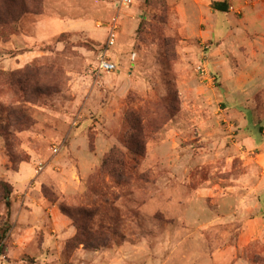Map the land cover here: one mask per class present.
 <instances>
[{
  "label": "rangeland",
  "instance_id": "1",
  "mask_svg": "<svg viewBox=\"0 0 264 264\" xmlns=\"http://www.w3.org/2000/svg\"><path fill=\"white\" fill-rule=\"evenodd\" d=\"M226 1L43 0L0 26V264H264V0Z\"/></svg>",
  "mask_w": 264,
  "mask_h": 264
},
{
  "label": "trees",
  "instance_id": "2",
  "mask_svg": "<svg viewBox=\"0 0 264 264\" xmlns=\"http://www.w3.org/2000/svg\"><path fill=\"white\" fill-rule=\"evenodd\" d=\"M43 0H0V26L13 30L14 26L20 21L21 17L32 10H39ZM212 8L220 12H228L229 4L227 1H213ZM103 165H107L113 174L125 173V156L120 151H112ZM10 186L0 181V192L9 206Z\"/></svg>",
  "mask_w": 264,
  "mask_h": 264
},
{
  "label": "built area",
  "instance_id": "3",
  "mask_svg": "<svg viewBox=\"0 0 264 264\" xmlns=\"http://www.w3.org/2000/svg\"><path fill=\"white\" fill-rule=\"evenodd\" d=\"M133 3V0H118V7L130 8ZM120 9V8H119ZM101 26V25H99ZM108 36L103 44V49L99 52L96 60L97 69L100 72L113 73L117 70L118 64L108 57V51L112 46L116 45L118 33H119V25L117 19L112 20V22L108 25ZM136 59V55L133 54L131 57V61L134 62Z\"/></svg>",
  "mask_w": 264,
  "mask_h": 264
},
{
  "label": "crops",
  "instance_id": "4",
  "mask_svg": "<svg viewBox=\"0 0 264 264\" xmlns=\"http://www.w3.org/2000/svg\"><path fill=\"white\" fill-rule=\"evenodd\" d=\"M135 1V0H134ZM212 1L213 0H205V2H207V3H209V4H211V9L213 10V11H216L217 12V10H214L213 8H212ZM214 1H217V2H222V1H226V0H214ZM220 12V11H219ZM57 24H58V22H56V21H54V20H50L49 22H48V25H47V29L45 30V32L43 31V30H38V34L40 35V38H42L41 40H44L45 39V36L51 31V32H53L54 30H53V25H54V28L57 26ZM70 24V23H69ZM70 26H71V28H70ZM85 27H87L85 24H82L81 22H78V23H74L73 25H66V28H69V29H62L61 28V32L63 33V32H66V31H77V30H82L83 28H85ZM99 27H102V26H99ZM76 28V29H75ZM74 29V30H73Z\"/></svg>",
  "mask_w": 264,
  "mask_h": 264
}]
</instances>
